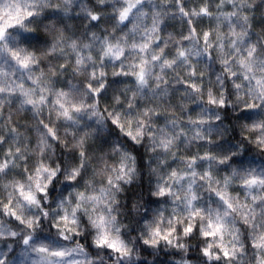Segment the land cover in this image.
Wrapping results in <instances>:
<instances>
[{
	"label": "clouds",
	"instance_id": "1",
	"mask_svg": "<svg viewBox=\"0 0 264 264\" xmlns=\"http://www.w3.org/2000/svg\"><path fill=\"white\" fill-rule=\"evenodd\" d=\"M0 264H264V0H0Z\"/></svg>",
	"mask_w": 264,
	"mask_h": 264
}]
</instances>
